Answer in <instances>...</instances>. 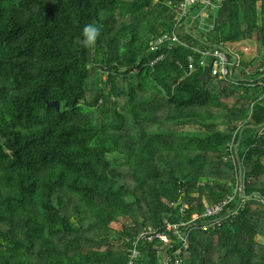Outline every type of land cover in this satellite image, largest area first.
Returning a JSON list of instances; mask_svg holds the SVG:
<instances>
[{"label": "trees", "instance_id": "1", "mask_svg": "<svg viewBox=\"0 0 264 264\" xmlns=\"http://www.w3.org/2000/svg\"><path fill=\"white\" fill-rule=\"evenodd\" d=\"M219 1L175 30L182 0H0V264H127L176 204L234 196L238 161L252 199L187 264H264V0ZM174 30L185 46L151 50ZM249 40L232 78L201 81V53Z\"/></svg>", "mask_w": 264, "mask_h": 264}, {"label": "built area", "instance_id": "2", "mask_svg": "<svg viewBox=\"0 0 264 264\" xmlns=\"http://www.w3.org/2000/svg\"><path fill=\"white\" fill-rule=\"evenodd\" d=\"M154 1L158 2L159 0ZM221 2L213 5L212 0H182L176 6L178 15L174 29L179 28L178 25L181 24L182 20L190 15L189 13L193 6L206 4L207 6H212L213 9H217L221 7ZM205 16L204 14L203 17ZM175 30L171 35L166 34L156 39L151 45V50L155 52L165 46L171 49L175 44L185 46V43L180 40ZM201 54L206 60H212L210 76L224 80L232 78L233 68L237 66V60H240V56L236 57L233 63L230 60L233 52L223 49L210 50ZM161 59L159 58L157 61ZM189 59L191 64L190 72H194V60L192 57ZM202 64L206 65L205 60ZM233 159L236 160L235 157ZM238 164L240 174L234 196L228 197L220 204L207 207L203 213H194L192 215L188 213L190 210L189 205L181 204L179 207V222H166L164 226L158 229L147 227L136 237L128 250L127 264H187L188 260H190L192 234L196 231L210 232L211 230L221 229L225 224L233 222L247 201L252 199L251 197H245V184L243 171H241L242 164L239 161ZM149 250L153 251V256L156 259L155 263H152V257H148Z\"/></svg>", "mask_w": 264, "mask_h": 264}, {"label": "rangeland", "instance_id": "3", "mask_svg": "<svg viewBox=\"0 0 264 264\" xmlns=\"http://www.w3.org/2000/svg\"><path fill=\"white\" fill-rule=\"evenodd\" d=\"M229 48L233 53L242 55L247 61H250L257 56V45L255 40H249L242 44H234L229 46ZM108 158L111 159V157Z\"/></svg>", "mask_w": 264, "mask_h": 264}, {"label": "clouds", "instance_id": "4", "mask_svg": "<svg viewBox=\"0 0 264 264\" xmlns=\"http://www.w3.org/2000/svg\"><path fill=\"white\" fill-rule=\"evenodd\" d=\"M82 35L85 45L93 46L100 36V28L96 24H89L84 27Z\"/></svg>", "mask_w": 264, "mask_h": 264}, {"label": "water", "instance_id": "5", "mask_svg": "<svg viewBox=\"0 0 264 264\" xmlns=\"http://www.w3.org/2000/svg\"><path fill=\"white\" fill-rule=\"evenodd\" d=\"M209 77H210V67L207 66L204 69V72H203L202 77H201V81H204V80L208 79ZM48 107L49 108H56L58 111H60V103L59 102L48 103ZM242 135H243V131L240 132L239 142H238L236 149H238V147L241 144ZM181 204H182L181 202L176 204L175 209L177 210Z\"/></svg>", "mask_w": 264, "mask_h": 264}, {"label": "crops", "instance_id": "6", "mask_svg": "<svg viewBox=\"0 0 264 264\" xmlns=\"http://www.w3.org/2000/svg\"><path fill=\"white\" fill-rule=\"evenodd\" d=\"M242 43H246V42H242ZM242 43H239V44H242Z\"/></svg>", "mask_w": 264, "mask_h": 264}]
</instances>
